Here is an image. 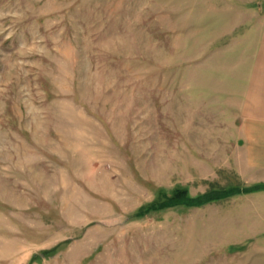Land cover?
Masks as SVG:
<instances>
[{
  "label": "rangeland",
  "instance_id": "374dc122",
  "mask_svg": "<svg viewBox=\"0 0 264 264\" xmlns=\"http://www.w3.org/2000/svg\"><path fill=\"white\" fill-rule=\"evenodd\" d=\"M263 18L264 0H0V264H264L234 224L259 183L228 81Z\"/></svg>",
  "mask_w": 264,
  "mask_h": 264
},
{
  "label": "crops",
  "instance_id": "0c3cea01",
  "mask_svg": "<svg viewBox=\"0 0 264 264\" xmlns=\"http://www.w3.org/2000/svg\"><path fill=\"white\" fill-rule=\"evenodd\" d=\"M239 41L242 60L232 80L237 99L239 135L242 155L237 168L250 183L264 184V18L262 22L249 24ZM243 207L235 213V227L244 237H258L251 247L264 253V188L242 195ZM250 205H246L249 203ZM255 203L256 205H251Z\"/></svg>",
  "mask_w": 264,
  "mask_h": 264
},
{
  "label": "trees",
  "instance_id": "16d2710c",
  "mask_svg": "<svg viewBox=\"0 0 264 264\" xmlns=\"http://www.w3.org/2000/svg\"><path fill=\"white\" fill-rule=\"evenodd\" d=\"M262 188H264V184L259 183V184H256L253 187H246L245 189H243V191L249 192V191H253V190H259V189H262ZM234 190L231 193H234L235 192ZM239 190H237V191H239ZM186 193H187L186 190L177 191L172 196V199H177L178 198V199H180L181 203H185V204L189 205V204H201V203H204L205 201H208V200L219 199V198H221V196H223L222 194L212 193L211 191H209L208 193L204 194L203 196L195 199V198H192V197H187Z\"/></svg>",
  "mask_w": 264,
  "mask_h": 264
}]
</instances>
